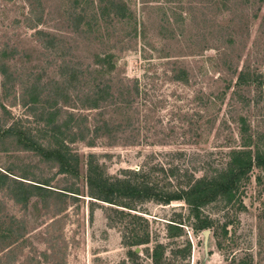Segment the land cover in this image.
<instances>
[{"label":"rangeland","instance_id":"374dc122","mask_svg":"<svg viewBox=\"0 0 264 264\" xmlns=\"http://www.w3.org/2000/svg\"><path fill=\"white\" fill-rule=\"evenodd\" d=\"M105 56L111 65L100 68ZM1 62L11 78L4 85L0 74V131L26 129L46 144L47 117L72 115L66 142L79 175L0 134V172L51 190L22 205L11 183L0 187V229H17L0 238V264H154L158 247L159 264H264V171L250 173L240 210L204 209L206 237L183 202L134 200L118 214L85 181L91 159L110 177L143 172L148 188L172 191L224 168L243 135L264 149V85L252 82L264 76V0H0ZM103 88L98 108H85ZM125 214L149 232L133 258ZM170 221L182 223L177 235Z\"/></svg>","mask_w":264,"mask_h":264},{"label":"trees","instance_id":"16d2710c","mask_svg":"<svg viewBox=\"0 0 264 264\" xmlns=\"http://www.w3.org/2000/svg\"><path fill=\"white\" fill-rule=\"evenodd\" d=\"M110 5L117 10L115 17H118V15L123 17L122 12L125 10L124 2H111ZM109 59V56L97 57L96 64L100 66V68L108 64L111 65ZM100 71L101 69L98 70V72ZM0 74L3 77V84L6 85L11 76L8 74L7 68L2 62L0 63ZM241 77L242 76H240L238 81L239 85L245 83ZM254 81L258 86H263L264 76L257 77L253 79L252 82ZM106 94L104 88L98 89L86 99L85 108L91 110L97 109L99 101L102 99L103 95ZM50 117L51 116L47 117V122L44 125L45 127L40 131L41 137L50 138V141H47L46 144H43L39 136L37 139L34 135H30L26 129H13L12 127L2 132L0 131V134L3 137H14L23 149L34 152L46 162L56 164L59 174H68L78 177L79 158L72 153L66 142L68 138L66 132H68L70 128L68 125L73 121V116L71 115L63 123L58 124H55L52 119L50 120ZM54 118L53 116V119ZM106 127L105 128L108 130L107 125ZM100 129L101 127L94 128L93 133H95V136H97L98 130ZM241 130L244 133L246 127H242ZM81 134L79 138L85 140L84 135ZM92 142L93 139L88 145L91 146ZM252 143L253 140L251 136L243 135L242 147L234 148L230 151L229 160L224 168L217 170L210 176L188 181L184 186H179L172 191L148 188L143 180V172L129 171L127 172L128 176L125 178L110 177L91 159L87 161L85 181L90 197L96 201L109 205V207L113 208V211L118 214H123L118 208L131 209L129 203L134 200L139 203L146 200H153L162 205H168L173 201L183 202L188 206L189 216L194 220L192 227L194 231L204 232L213 227L211 219L204 215V209L211 205L222 204L224 209L240 210V208L243 207L242 201L240 200L242 186L249 180V175L254 169L264 171V149L259 148L257 145L253 146ZM7 173L13 175L10 172ZM256 180L259 181L260 177H257ZM8 183H11L12 186L10 187L13 190L12 193H15L12 195L14 201L22 205H25L33 195L40 197L42 192L51 191L46 188L49 186L46 182H37V185L27 184L25 186L22 181H12L9 175L0 172V187ZM125 215L132 216L130 214ZM131 219L129 223L132 227L129 229V232L122 237V244L128 249L127 253L130 257L133 258L137 257L135 253L136 248L149 243V232L147 226L143 224L144 221H146L145 219L139 217V215H134ZM110 221L114 222V219H110ZM170 222L171 223L168 224V232L175 231L174 234L177 235V231H181V227H179L178 224L182 225V223L176 221ZM226 228L227 224H223L221 227L224 235L227 234ZM16 232L17 229H13L12 227L0 229V238H10L14 236ZM15 238L13 242H16L20 238L19 233ZM159 249H161V247H158L152 252L151 259L154 264H159L162 259L163 251Z\"/></svg>","mask_w":264,"mask_h":264},{"label":"water","instance_id":"95a60500","mask_svg":"<svg viewBox=\"0 0 264 264\" xmlns=\"http://www.w3.org/2000/svg\"><path fill=\"white\" fill-rule=\"evenodd\" d=\"M208 233H209V231H204V232H203V235L206 237V236L208 235ZM138 250H139V249L136 248V249H135V252H138Z\"/></svg>","mask_w":264,"mask_h":264}]
</instances>
